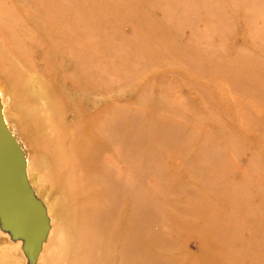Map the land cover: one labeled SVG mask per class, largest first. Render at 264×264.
Segmentation results:
<instances>
[{
  "label": "rangeland",
  "instance_id": "1",
  "mask_svg": "<svg viewBox=\"0 0 264 264\" xmlns=\"http://www.w3.org/2000/svg\"><path fill=\"white\" fill-rule=\"evenodd\" d=\"M0 62L12 64L0 74L4 115L31 182L53 180L19 126L40 112L34 76L64 97L60 124L76 101L114 116L132 163L146 162L132 188L126 161L116 173L121 198L132 192L119 216H133V254L264 264V0H0ZM146 192L155 217L137 208ZM17 243L0 234V264H27ZM42 256L35 264L65 263Z\"/></svg>",
  "mask_w": 264,
  "mask_h": 264
},
{
  "label": "bare ground",
  "instance_id": "2",
  "mask_svg": "<svg viewBox=\"0 0 264 264\" xmlns=\"http://www.w3.org/2000/svg\"><path fill=\"white\" fill-rule=\"evenodd\" d=\"M9 67H12L10 62H0V74ZM4 77L10 78L8 74ZM36 78L29 76L27 90L31 98L39 103L40 112L31 114L30 120L19 117V126L27 139L42 152L39 167L43 171H50L53 176L52 183L46 185L39 175L35 177V182H31L26 173L35 197L42 203L50 219L48 240L38 259L43 253V260H65L64 264H151L150 259L132 253L135 240L133 216L129 211L124 217L119 216L121 205L124 202L127 207L130 205L132 192L130 190L131 194L127 193L124 198L119 195V181L116 178L118 164L121 160L126 161V184L131 188L134 177H149L150 174L145 161L139 168L132 163V139L128 135L125 141L119 139L114 116H109L105 121L102 111L91 112L78 101L70 105L72 116L65 117L63 126L60 124V114L64 97L49 96L45 87L37 85ZM5 91L0 86L4 120ZM45 116L52 117L50 123L53 127L47 125ZM68 124L72 128L68 129ZM61 172H66V176L62 177ZM146 195L144 204L137 205V208H140L142 215L152 217V208L157 206V202L151 201L150 192H146ZM2 232L0 227V234ZM14 246L20 247V243ZM62 247H65L64 251H59Z\"/></svg>",
  "mask_w": 264,
  "mask_h": 264
},
{
  "label": "water",
  "instance_id": "3",
  "mask_svg": "<svg viewBox=\"0 0 264 264\" xmlns=\"http://www.w3.org/2000/svg\"><path fill=\"white\" fill-rule=\"evenodd\" d=\"M0 227L20 242L27 264H35L49 231L42 203L26 175L25 154L4 120L0 106Z\"/></svg>",
  "mask_w": 264,
  "mask_h": 264
}]
</instances>
